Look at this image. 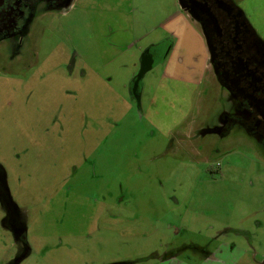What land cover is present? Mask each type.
<instances>
[{
  "label": "rangeland",
  "instance_id": "rangeland-1",
  "mask_svg": "<svg viewBox=\"0 0 264 264\" xmlns=\"http://www.w3.org/2000/svg\"><path fill=\"white\" fill-rule=\"evenodd\" d=\"M240 1L264 34V0ZM178 10L177 0H73L36 24L33 65L18 76L0 66V166L17 210L29 213L22 264H214L209 255L235 264V241L264 255L260 147L252 155L239 136L225 153L206 136L195 144L204 151L214 141L210 163L181 147L212 118L214 89L200 32ZM167 28L173 46L142 80L140 120L129 84ZM15 252L0 228V264ZM248 253L238 264H258Z\"/></svg>",
  "mask_w": 264,
  "mask_h": 264
},
{
  "label": "flooded vegetation",
  "instance_id": "flooded-vegetation-1",
  "mask_svg": "<svg viewBox=\"0 0 264 264\" xmlns=\"http://www.w3.org/2000/svg\"><path fill=\"white\" fill-rule=\"evenodd\" d=\"M181 1L184 5V10L181 11L188 16L202 36L205 49L204 71L213 81L207 90L214 89L213 106L208 111L212 114V118H206V122L186 135V141L191 143L189 144L191 148L184 143L181 145L182 149H190V152H194L199 163L202 161L210 163L207 157L209 153H215L218 147L213 146L214 141L210 140L202 151L200 142L198 145L195 144L196 140L212 136L220 142L225 153L232 154L233 145L237 142L236 138L240 136L243 140L240 147L249 148L252 155L256 152L254 147H260L259 150L264 156V34L260 32L255 19L253 20L252 10L242 5L240 0ZM72 6L73 0H0L2 71L5 72L8 67L14 66L18 76L25 65H33L32 62L36 60L38 53L31 50L33 48L30 39L36 24L42 21L44 25L48 14H66ZM260 26L264 28V22ZM169 37L172 38L171 35L163 36L150 43L143 51L142 54L153 60V69L165 64L173 46ZM137 65L140 69V61L139 64L136 63ZM68 74L70 77L73 76V57L68 66ZM206 76L205 82L209 83ZM43 77L45 78L46 75L43 74ZM134 78L129 84L130 107L137 119L142 120L148 117V112L143 109L142 104L145 85L140 81L134 90ZM27 81L26 78L25 82ZM135 95H140L141 98L139 110ZM10 103L11 99L9 105ZM230 140L234 142H227ZM172 146L173 144L170 148ZM201 152L204 157L200 156ZM214 167L220 171L221 163L217 161ZM7 178L6 168L2 165L0 166V228L9 235L16 248L13 255L15 259L10 257L6 264H22L31 254L28 242L29 213L21 212L8 204L5 196ZM215 239H211L210 242L217 243ZM235 242L233 248L239 250L242 256H248L250 252L253 260H257L258 253L254 250L257 247H254L252 242L246 241L247 248L242 241L240 245ZM205 251L202 249L201 254ZM241 257L235 264H238ZM206 258L207 263H219L214 255ZM168 260L169 258L166 261ZM258 264H264V255L261 256Z\"/></svg>",
  "mask_w": 264,
  "mask_h": 264
},
{
  "label": "water",
  "instance_id": "water-1",
  "mask_svg": "<svg viewBox=\"0 0 264 264\" xmlns=\"http://www.w3.org/2000/svg\"><path fill=\"white\" fill-rule=\"evenodd\" d=\"M178 3L181 7L182 10H184V5L182 3L181 0H178ZM153 60L148 57V56H145V54H142L141 56V60H140V69L137 73V75L135 76L134 80H135V87H134V90H136L137 88V85L140 81L143 80V78L145 77V75L151 71L153 69ZM135 98H136V101H137V108L139 110V107H140V104H141V98H140V95H135ZM6 186V189H7V194L5 195L6 196V200L8 202V204L17 209L18 207L16 206L15 202L13 201L12 197H11V193H10V190L7 186V184H5Z\"/></svg>",
  "mask_w": 264,
  "mask_h": 264
},
{
  "label": "crops",
  "instance_id": "crops-1",
  "mask_svg": "<svg viewBox=\"0 0 264 264\" xmlns=\"http://www.w3.org/2000/svg\"><path fill=\"white\" fill-rule=\"evenodd\" d=\"M179 14L183 17V18H187L189 21H190V19L188 18V16L187 15H185V13L184 12H182L181 11V8H179ZM171 19H173V17H170ZM169 20V19H168ZM170 21V20H169ZM191 22V21H190ZM191 25V24H190ZM164 27H166V25L164 26ZM167 30H170V32H168ZM167 30L165 29V31H166V33H165V35H173V36H175V31L174 30H171L170 28H167ZM200 34V33H199ZM172 36V37H173ZM200 36H201V34H200ZM201 43H202V46L204 47V42H203V39H202V36H201ZM203 51H204V49H203ZM205 52V51H204ZM204 52H203V55H204Z\"/></svg>",
  "mask_w": 264,
  "mask_h": 264
}]
</instances>
